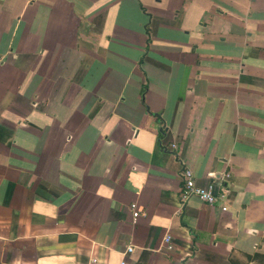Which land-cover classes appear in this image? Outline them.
Wrapping results in <instances>:
<instances>
[{
	"label": "crops",
	"instance_id": "obj_1",
	"mask_svg": "<svg viewBox=\"0 0 264 264\" xmlns=\"http://www.w3.org/2000/svg\"><path fill=\"white\" fill-rule=\"evenodd\" d=\"M121 261L264 264V0H0V264Z\"/></svg>",
	"mask_w": 264,
	"mask_h": 264
},
{
	"label": "built area",
	"instance_id": "obj_2",
	"mask_svg": "<svg viewBox=\"0 0 264 264\" xmlns=\"http://www.w3.org/2000/svg\"><path fill=\"white\" fill-rule=\"evenodd\" d=\"M172 147H175V144H172ZM180 175L183 182L178 194L181 207H183L192 196H195L204 203H207L209 205L217 204L220 206L221 210H227L228 206L226 203V194L224 192L217 193L213 183H209L205 186L198 185L194 178L192 170L187 167H184L180 171ZM225 176L227 177L228 175L226 174ZM131 208L133 210V217L135 219L139 215V212L137 211L136 205L134 203L131 204ZM170 240L171 236L169 234H166L164 237V243L166 244L165 248L167 250L172 249ZM127 250L131 251L132 248L128 247ZM94 261L95 259H92V262ZM120 264H125V261H121Z\"/></svg>",
	"mask_w": 264,
	"mask_h": 264
}]
</instances>
